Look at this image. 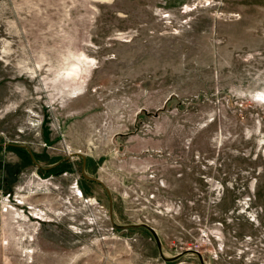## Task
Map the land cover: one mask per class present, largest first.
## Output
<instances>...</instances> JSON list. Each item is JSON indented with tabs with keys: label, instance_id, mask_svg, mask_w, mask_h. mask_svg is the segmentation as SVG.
Instances as JSON below:
<instances>
[{
	"label": "rangeland",
	"instance_id": "rangeland-1",
	"mask_svg": "<svg viewBox=\"0 0 264 264\" xmlns=\"http://www.w3.org/2000/svg\"><path fill=\"white\" fill-rule=\"evenodd\" d=\"M0 264H264V0H0Z\"/></svg>",
	"mask_w": 264,
	"mask_h": 264
},
{
	"label": "water",
	"instance_id": "water-1",
	"mask_svg": "<svg viewBox=\"0 0 264 264\" xmlns=\"http://www.w3.org/2000/svg\"><path fill=\"white\" fill-rule=\"evenodd\" d=\"M20 146H23V145H20ZM26 148H27V150H28L30 156L32 157V160H33L38 166H41V165L37 162V160H36V158H35V156H34V153H33L28 147H26ZM69 158H70V156L68 155L67 157H65V160H68ZM85 162H86V160H85ZM57 164H59V163H56V164H54V165H52V166H55V165H57ZM52 166H50V167H44V168L48 169V168H51ZM83 172H84V176H85V177H87V178H89V179H93V180H97V181L101 182L100 179H97V178L91 177V176H89V175L86 173V171H85V163H84ZM111 216H112V214H111Z\"/></svg>",
	"mask_w": 264,
	"mask_h": 264
},
{
	"label": "bare ground",
	"instance_id": "bare-ground-1",
	"mask_svg": "<svg viewBox=\"0 0 264 264\" xmlns=\"http://www.w3.org/2000/svg\"><path fill=\"white\" fill-rule=\"evenodd\" d=\"M86 58V57H85ZM78 65L76 64V65H74V67H73V69L72 70H70V72H69V74L70 73H74V74H77L78 73ZM68 73V72H67ZM78 75V74H77ZM78 153H80V152H78Z\"/></svg>",
	"mask_w": 264,
	"mask_h": 264
},
{
	"label": "built area",
	"instance_id": "built-area-1",
	"mask_svg": "<svg viewBox=\"0 0 264 264\" xmlns=\"http://www.w3.org/2000/svg\"><path fill=\"white\" fill-rule=\"evenodd\" d=\"M6 201H7V202H11V201H10V199H9V197L7 198V200H6ZM6 209H7V207H6ZM6 209H5V210H6Z\"/></svg>",
	"mask_w": 264,
	"mask_h": 264
},
{
	"label": "trees",
	"instance_id": "trees-1",
	"mask_svg": "<svg viewBox=\"0 0 264 264\" xmlns=\"http://www.w3.org/2000/svg\"><path fill=\"white\" fill-rule=\"evenodd\" d=\"M17 146H19V145H17ZM29 153V152H28Z\"/></svg>",
	"mask_w": 264,
	"mask_h": 264
}]
</instances>
